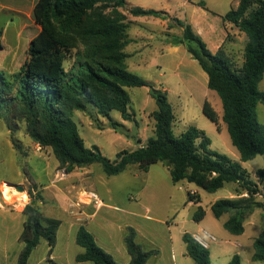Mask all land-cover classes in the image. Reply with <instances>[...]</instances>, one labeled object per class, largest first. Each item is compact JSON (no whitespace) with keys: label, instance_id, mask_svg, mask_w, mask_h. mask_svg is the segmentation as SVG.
Wrapping results in <instances>:
<instances>
[{"label":"trees","instance_id":"16d2710c","mask_svg":"<svg viewBox=\"0 0 264 264\" xmlns=\"http://www.w3.org/2000/svg\"><path fill=\"white\" fill-rule=\"evenodd\" d=\"M125 7V0H38L33 16L40 31L30 41L24 63L14 74L0 71V121L10 132L22 122L28 137L41 147L50 148L65 173L97 163L107 177H112L129 165L147 172L151 165L161 163L168 168L173 184L185 181L209 194L231 184L239 198L217 200L210 209L216 219L228 214L222 227L229 234H243L247 216L264 207L255 198L260 187H264V167L255 172L253 180L239 162L210 149V139L202 130L192 126L179 136L174 135L175 116L166 93L127 70L124 48L128 25L120 11ZM129 13L164 15L141 8H131ZM224 20L246 37L240 66L223 48L211 53L193 28L177 19L170 21L181 28L182 35L173 43L183 45L208 76L207 86L221 101L222 122L240 162L256 156H262L264 161V126L257 117V107L264 103V92L259 89L264 76V0H239ZM140 87L149 88L156 105L151 114L153 136L142 147L117 153L113 161L104 157L98 147L87 148L73 120L75 112L105 118L108 128L122 133L123 125L114 121L110 113L118 112L124 121L132 122L126 89ZM202 113L217 125V116L207 102ZM27 193L30 201L23 210L26 219L19 237L23 248L17 264H27L41 240L48 244L44 264H57L50 257L60 222L42 217L37 207L41 196L30 189ZM243 194L247 196L240 197ZM193 199L188 194V201ZM204 215L203 208L198 207L191 219L199 223ZM182 240L186 256L195 264H211L209 250L190 234L184 233ZM75 242L84 249L75 257L76 262L117 264L83 226L78 228ZM125 244L129 264H146L153 253L144 252L135 243L132 230ZM252 247L251 260L264 263V229ZM227 264H241L240 256L234 254Z\"/></svg>","mask_w":264,"mask_h":264},{"label":"crops","instance_id":"0c3cea01","mask_svg":"<svg viewBox=\"0 0 264 264\" xmlns=\"http://www.w3.org/2000/svg\"><path fill=\"white\" fill-rule=\"evenodd\" d=\"M37 1L0 0V31L3 47L0 51L1 58L5 57L6 44L3 42L8 35L15 34L22 37L29 29L40 31V27L35 24L33 16V9ZM238 1L125 0L126 7L120 11L126 17L128 25L126 30L127 44L124 48V53L127 55L125 60L127 70L145 80L153 88L164 91L172 109L174 105H178L184 113H187L190 107H193L194 111L202 112L203 105L207 102L217 116L218 123L215 126L220 130L222 121L221 101L218 95L208 88V76L198 62L192 58L183 45L173 43L175 38L181 37L182 30L170 20L177 19L188 23L211 53H216L220 48H223L226 54L235 60L240 42L245 35L233 24L224 20V16L237 6ZM131 8L153 10L162 12L164 15L161 17L133 16L129 13ZM30 41L28 40L26 45L22 46L25 52ZM9 49L13 50L12 48ZM126 90L130 97L128 112L131 105H136L133 103L132 93L139 101L137 105L140 115L139 122L136 121L134 111L129 112L132 123L139 129L138 142H128L130 139L123 142L130 146V151H132L144 146L147 139L153 136L154 121L151 114L156 110V105L149 96L148 87L128 88ZM119 119L116 122L130 130L131 121H124L121 116ZM88 124L90 125V123ZM149 125H151L150 130ZM2 128L11 141L0 142V170L9 173L8 176L0 178L3 196L10 198L4 190V185H10L14 188L22 187L23 191H18L16 196H12L13 200L6 201L0 198V264H17L23 248L19 237L26 219L23 210L30 201L27 193L29 189L41 196V202H38L40 205L37 204L41 216L60 222L56 231L55 247L50 257L55 263L93 264L75 261V257L84 252V249L75 242L76 232L80 226H83L93 236L96 244L110 254L117 264L130 263V256L125 244V239L130 230L134 232L135 243L144 252H153L146 264H177L171 229L177 224L175 219L178 216L179 208L182 204L191 208L201 207L202 196L196 189L185 186L189 183L181 181L173 184L168 168L161 163L151 165L147 172H141L135 165L133 178L141 179V184L133 190V197L130 192L124 193V199H129V196H131L130 199L136 198V206L129 204L126 209H119L120 214H118L115 213L118 208L106 204L99 194L98 187L103 189L105 186L101 178L94 180L86 167L76 168L61 176L60 174L64 170L59 167L51 149L34 143L26 134L24 124H19L16 130L17 134L13 133V135L4 123ZM146 129L148 136L143 141L140 138V133L145 132ZM98 149L101 152V147ZM124 172L110 178L121 177ZM31 186L35 187L31 189ZM234 189L235 186L228 189V197L224 199L239 198L234 194ZM182 190H185L187 197L183 199L182 203L178 201L174 203L173 197L176 196V191ZM84 191L96 193L101 201L100 206H94L88 202L80 204L79 201L82 200ZM111 193L108 188L103 190V194L107 196H110ZM188 194H191L195 199L188 201ZM246 196L243 194L240 197ZM111 200L112 198L108 197L107 201ZM215 201L217 200L208 199L206 201L207 207L203 209L205 212L203 219L199 223L194 222L197 233L206 234L202 227L206 218L214 223L209 216L208 208L211 211L210 207ZM153 202L157 203L159 209H162V214L159 212L155 216L149 215L150 206L154 204ZM119 215L123 217L121 218ZM225 215L227 216L226 219H222L224 215L219 219L213 215V218L222 226L228 219V214ZM191 216L192 214L189 213L190 219ZM161 226L165 227L167 237L154 235L156 234L155 228L159 229ZM215 227L216 225L211 226L210 224L209 229L213 232L216 231ZM147 229L152 232L149 238L144 234L145 231H148ZM188 234L193 239L197 238L194 233ZM138 236L142 238L141 242L138 241ZM159 237L163 244L164 238L168 246L166 258L160 256L161 251L156 243ZM211 240L213 239L211 238ZM204 248L209 250L208 245H205ZM47 251V242L41 240L30 254L27 264H44L47 260ZM179 257L182 259L187 257L186 250ZM253 263L262 264L260 262Z\"/></svg>","mask_w":264,"mask_h":264},{"label":"rangeland","instance_id":"374dc122","mask_svg":"<svg viewBox=\"0 0 264 264\" xmlns=\"http://www.w3.org/2000/svg\"><path fill=\"white\" fill-rule=\"evenodd\" d=\"M38 31L36 29H29L25 35L22 37L16 36L15 34H10L4 40V44H6V52L5 57H0V71H3L6 74H14L16 73L20 66L24 63L26 58V52L23 50L22 46H25L28 40L34 39L38 35ZM245 37L243 36V40L240 42L239 50L235 56V63L240 66L243 61V50L245 46ZM10 46V47H9ZM18 47V48H16ZM9 48H12L11 51ZM16 49H19L16 51ZM260 91L264 92V76L262 81L259 83ZM133 103L136 105L130 106V111H134V115L136 121L139 122V111L137 105L139 104L138 99L131 94ZM174 100L172 99V102ZM129 111V112H130ZM173 112L175 115V120L172 125V130L175 136H179L183 133L188 127L193 126L199 130H202L205 135L210 139L211 145L210 149L217 151L218 153L224 154L229 157L234 162H239L242 164V167L249 173L250 178L255 180V172L258 169L264 167V161L262 156H256L253 160L248 162L241 163L239 160V154L237 150L232 146L226 125L221 121V129L218 130L213 122H211L207 117H205L202 112L194 111L193 107L188 108V112L184 113L180 106H173ZM131 113V112H130ZM111 118L114 121H119L120 115L118 112H111ZM257 117L258 122L264 126V103H261L257 107ZM74 122L77 125L78 133L80 137L83 139V142L87 148L92 146L101 147V153L107 159L113 161L116 158V154L122 150L130 151L131 148L126 142L127 139H130L128 142H138L137 135H139V129L134 126L132 122H130V130L122 129V133L114 132L110 128H108V123L105 118L100 116H96L95 114L88 117L87 115L81 112H75L73 117ZM83 121V122H81ZM90 123V125L88 124ZM19 124H23L20 122ZM3 122L0 121V142H11L9 140V136L6 135L5 130L2 128ZM146 127V125H145ZM149 130L151 125L148 126ZM126 129V130H125ZM17 130V128H16ZM12 131V135L17 134V132ZM147 130V129H146ZM140 133L141 140L145 141L148 136V130ZM22 133V132H21ZM152 137V136H151ZM88 171L91 173V177L94 180L101 178L105 186L104 188H99V194L102 197V200L113 207H117L118 209L115 213L120 214L119 209H126L127 206L134 205L136 206L137 199H130V197L134 196L133 190L141 184V179L133 178L135 165H129L125 170L124 174L121 177L110 178L107 177L103 172L100 164H92L86 167ZM8 172H4L0 170V178L8 176ZM10 186V185H9ZM186 187H190L196 189L201 199V207L205 209L207 207L206 201L208 199H224L228 197V189H232L233 185L227 184L223 189L218 190L214 194H209L204 192L201 189H197L194 185H185ZM13 187V186H10ZM14 188V187H13ZM106 188L111 190V195L107 196L103 194V190ZM16 191V190H15ZM18 192V191H16ZM131 193L129 199H124V193ZM2 185L0 186V198L2 200L9 201L11 199L3 196ZM14 196V195H13ZM16 196V195H15ZM262 196V197H260ZM108 197L112 198L111 201H107ZM187 197V193L185 190L176 191V196L173 197V202L178 201L182 203L183 199ZM16 198V197H14ZM259 202L264 204V187H260V192L255 197ZM13 200V199H12ZM150 206V216H155L159 212L162 214V209L158 208L157 203L153 202ZM197 208L182 206L179 208L178 216H176V225L171 229L172 242L174 247V252L176 254L177 264H195L193 260L189 257H183V259L179 256L185 253V244L182 240V236L185 232L194 233L199 240L205 245L209 246L210 252V263L211 264H227L233 254L237 253L241 258V264H254L251 261V256L253 254V241L257 238L259 233L264 229V207L260 209H255L251 214L247 216L246 222L244 224V232L238 237H233V235L229 234L223 227L218 223L216 219L213 218L211 211L208 208L209 216L213 219L212 223L209 218L205 219L203 223L204 233H197V227L192 219L189 218V213L193 214ZM121 218L123 217L122 215ZM227 216H222V219H226ZM174 221V220H173ZM211 222V223H210ZM215 226L216 231H211L209 226ZM148 230V229H147ZM152 232L150 230L145 231L144 234L149 238ZM154 235L167 237L165 234V227L161 226L159 229L155 228ZM213 240H211V238ZM138 241L141 242L142 238L137 237ZM164 244L161 242L160 237L156 241L158 247L161 251V257H167V244L164 241ZM161 245V246H159ZM204 247V246H203ZM264 264V263H262Z\"/></svg>","mask_w":264,"mask_h":264},{"label":"built area","instance_id":"2783aa9c","mask_svg":"<svg viewBox=\"0 0 264 264\" xmlns=\"http://www.w3.org/2000/svg\"><path fill=\"white\" fill-rule=\"evenodd\" d=\"M61 176H64L65 175V172H62L61 174H60ZM15 189V188H14ZM29 196V195H28ZM11 199H12V197H11ZM10 199V200H11ZM91 203V204H93L94 206H100V204H101V201H100V199H99V196L96 194V193H94V192H92V191H84L83 193H82V200L81 201H79V203L80 204H85V203ZM196 239V240H195ZM194 240L199 244V245H201L202 247L203 246H205V244L204 243H202L200 240H199V238H195Z\"/></svg>","mask_w":264,"mask_h":264},{"label":"bare ground","instance_id":"6f19581e","mask_svg":"<svg viewBox=\"0 0 264 264\" xmlns=\"http://www.w3.org/2000/svg\"><path fill=\"white\" fill-rule=\"evenodd\" d=\"M4 190L7 194V196H10V197L18 194V192H16L17 190L14 189L13 187H10L9 185H4Z\"/></svg>","mask_w":264,"mask_h":264},{"label":"water","instance_id":"95a60500","mask_svg":"<svg viewBox=\"0 0 264 264\" xmlns=\"http://www.w3.org/2000/svg\"><path fill=\"white\" fill-rule=\"evenodd\" d=\"M15 189H16L17 191H19V192H22V191H23V188H22V187H19V188L16 187ZM37 204L40 205V203H37Z\"/></svg>","mask_w":264,"mask_h":264}]
</instances>
